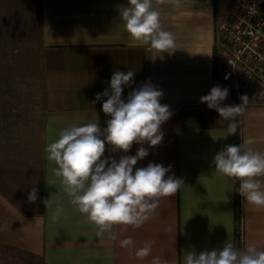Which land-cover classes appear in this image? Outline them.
<instances>
[{"label":"crops","instance_id":"obj_1","mask_svg":"<svg viewBox=\"0 0 264 264\" xmlns=\"http://www.w3.org/2000/svg\"><path fill=\"white\" fill-rule=\"evenodd\" d=\"M235 2L152 0L162 29L175 37L176 49L162 53L127 32L120 10L128 0H40L39 109L29 100L0 104V251L11 252V264H153L154 258L159 264H184L188 251L227 243L264 250V206L245 200L240 180L220 174L212 163L227 145L242 143L264 154V104L247 96L245 111L228 121L200 102L219 84L229 88L222 106L241 104L217 61L219 27ZM117 70L135 72L136 83L125 87L123 97L150 80L173 113L162 125L161 144L134 168L149 162L171 165L166 176L174 174L184 184L160 198L140 227L114 224L101 231L72 202L46 147L73 124L98 121L106 127L110 116L101 105L107 98L93 101ZM233 123L236 133L229 134ZM140 146L133 143L124 153L106 144L105 155L118 160ZM256 179L264 190V176ZM33 187L37 200L30 201ZM129 237L133 245L121 247ZM146 243L151 253L141 259L135 253Z\"/></svg>","mask_w":264,"mask_h":264},{"label":"clouds","instance_id":"obj_2","mask_svg":"<svg viewBox=\"0 0 264 264\" xmlns=\"http://www.w3.org/2000/svg\"><path fill=\"white\" fill-rule=\"evenodd\" d=\"M125 28L136 40L146 42L160 52L175 48V37L162 29L160 13L152 7V0H128V7L120 10ZM134 70L114 71L109 87L95 95L94 103L106 97L101 105L103 113L110 116L106 127L98 121L73 124L60 131L58 139L51 142L46 151L56 164L55 175L62 177L65 190L78 210L86 214L101 231L114 224L140 227L158 208L160 198L171 196L184 181L173 175L171 165L149 162L145 167H135L139 160L149 155V149L161 144L164 138L162 125L173 115L170 106L161 103L163 91L150 80L132 87L123 97L125 87L135 85ZM227 78V77H226ZM229 88L214 85L200 97L209 109L218 112L221 120L234 121L248 103L247 95H241V104L223 105ZM235 123L230 133L235 134ZM133 143L141 145L134 155H122L118 160L106 156V144L111 151L127 153ZM147 143L148 147L143 145ZM248 145L252 141H247ZM215 169L222 175L240 180L239 194L256 206H264V190L257 177L264 176V154L243 144L227 145L213 157ZM38 189L29 192L30 201L37 200ZM61 210L57 209V214ZM99 234V233H98ZM129 237L120 242L121 247L133 245ZM151 253V244L136 251L144 258ZM159 264V260H153ZM184 264H264V250L256 245L237 249L231 243L221 248L188 251Z\"/></svg>","mask_w":264,"mask_h":264},{"label":"rangeland","instance_id":"obj_3","mask_svg":"<svg viewBox=\"0 0 264 264\" xmlns=\"http://www.w3.org/2000/svg\"><path fill=\"white\" fill-rule=\"evenodd\" d=\"M39 5L40 0H0V104L29 100L39 109L42 101ZM218 34L219 39L220 31ZM2 249L0 264H11V252Z\"/></svg>","mask_w":264,"mask_h":264},{"label":"built area","instance_id":"obj_4","mask_svg":"<svg viewBox=\"0 0 264 264\" xmlns=\"http://www.w3.org/2000/svg\"><path fill=\"white\" fill-rule=\"evenodd\" d=\"M228 18L219 27L220 73L236 98L264 104V0H237Z\"/></svg>","mask_w":264,"mask_h":264}]
</instances>
